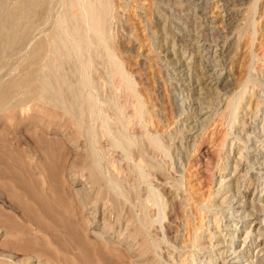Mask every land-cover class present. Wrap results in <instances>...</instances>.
Wrapping results in <instances>:
<instances>
[{
	"label": "rangeland",
	"instance_id": "374dc122",
	"mask_svg": "<svg viewBox=\"0 0 264 264\" xmlns=\"http://www.w3.org/2000/svg\"><path fill=\"white\" fill-rule=\"evenodd\" d=\"M19 1L0 0V12L7 15L2 14L4 19L0 18V90L5 93L0 94L4 98L0 97V264H27L17 262V257L23 255L38 258L42 255L35 264H72L62 259L58 262L41 251L33 244L34 239L22 236L21 229H27L24 232L32 237L54 235L57 239V242L51 241L54 251L67 253L68 248L73 258L76 248L80 247L75 233L77 224L84 225V232L92 240L93 236L85 228L95 215L92 209L105 212L113 221L119 219L123 205H127L132 217L139 216L133 217L135 224L141 216L147 217V212L150 216L151 204L154 212L146 218L148 221L153 220L157 229H162L166 223L179 229L176 244L168 241L177 257L173 256L176 260L171 257L168 264H183V260L187 264H264V0H109V15L102 17H108L107 23L103 20L101 30L95 32L90 31L87 16L79 18L87 0H80L81 5L77 6L70 5L69 0H44V7L34 19L28 8L31 0H21L20 4ZM15 8L21 10V13L17 11L18 16L13 11ZM71 16L80 19L77 22L81 36L84 35L80 37L84 44L90 39L89 45L82 43V46V40L77 42L79 39L72 35ZM5 18L7 21H3ZM30 19L33 29L29 30L33 31H28V39L15 40L17 31L20 32L18 28L22 27V31ZM8 22H12L13 27ZM62 29L68 39L72 37L75 41H66V37L62 39L66 42L58 44L57 40L66 36ZM9 31L14 34H8ZM59 31L63 35L58 38ZM99 37L100 40L96 39ZM67 42L79 43L81 53L74 56L72 45H64L73 57L70 55L68 59L67 49H61ZM38 45L43 47V52L37 64H32L31 56ZM84 61H90L91 67ZM116 62L120 71L129 76L133 87L123 82ZM82 68L87 69V75ZM56 73L65 79H59ZM48 74L54 75L50 78ZM54 76L58 79L56 83L52 80H57ZM222 79L228 83H219ZM62 80L65 83L57 84ZM48 81L52 82L53 93L48 89ZM5 85L9 90L3 88ZM72 92L77 93V98ZM54 93L59 96L58 102H79L78 107H82L77 113L84 121L81 129L65 118L61 105L57 104L59 112L55 111ZM89 98L95 103V109L92 106L86 109ZM129 109L136 112L137 126L130 127L128 123L133 119L125 112ZM147 112H151L153 118L148 122ZM129 138L137 143L131 146L140 153L136 161L120 147L121 142ZM154 140L158 142L156 145ZM47 141L49 144L45 145ZM58 141L61 142L58 144ZM139 161L145 165H138ZM92 168L103 178V185L99 183L101 187L94 185ZM71 175L85 179L92 186L88 197V201L92 200L88 202L91 211L87 212L82 201L78 202L85 188L75 184ZM162 185L172 189L178 198V202L170 206L172 217L167 213L169 206L163 201ZM59 189L69 196L70 202L57 199ZM151 189L154 200L149 202ZM70 205L76 208V215ZM45 210L59 217L55 215L58 220L52 232L40 229L35 220ZM67 218L75 222L78 219V223ZM144 219L140 221L146 222ZM115 220L110 225L112 230H115ZM140 223L139 227L145 226ZM192 226L201 235L200 243L193 246L189 242ZM148 241L151 244L147 246L154 254L148 250L150 257L156 256L155 259L166 264L160 257L164 249L160 235L148 237ZM109 243H115L125 264H134V257L125 250L124 244L118 242L119 245L114 239ZM178 255L180 263H177Z\"/></svg>",
	"mask_w": 264,
	"mask_h": 264
},
{
	"label": "bare ground",
	"instance_id": "6f19581e",
	"mask_svg": "<svg viewBox=\"0 0 264 264\" xmlns=\"http://www.w3.org/2000/svg\"><path fill=\"white\" fill-rule=\"evenodd\" d=\"M23 1H25V0H23ZM23 1H22V3H23ZM80 0H69V3H70V5H75V6H77V5H81L80 3H78ZM97 1V0H96ZM95 0H87L86 2L85 1H83V2H85L84 3V7H83V12L79 15V14H77V15H79L80 17L79 18H81V17H83V16H87L88 18H89V20H90V23H91V29H90V31L92 30V31H96V30H98V31H100L101 30V26H102V21L104 20H106L107 18H104V19H102V17H103V15L104 14H106L107 13V16L109 15V13H108V10L110 9L109 8V4L110 3H108V1L109 0H101V1H99L100 3H97ZM20 2H21V0L19 1V4H20ZM27 2H28V0H27ZM30 2V1H29ZM31 6L30 7H28V8H30V13H31V17L33 18L36 14H37V12H39V10L41 9V7L43 8L44 7V5H43V3H44V0H31ZM82 2V1H81ZM24 4V3H23ZM54 4V3H53ZM7 5V4H6ZM17 5V4H16ZM22 5V4H21ZM25 5H27V4H25ZM264 5V4H263ZM23 6V5H22ZM5 7V6H4ZM3 7V8H4ZM16 7H19V6H16ZM25 7V6H24ZM6 8V7H5ZM75 8V7H74ZM77 9H78V7H76ZM2 9V8H1ZM20 9H22V7L20 8ZM16 10V8L13 10V11H16L15 13H16V15H17V11H20V13H21V10ZM25 9H27V8H25ZM5 10H7L6 12L8 13V9H5ZM45 10V9H44ZM70 10V9H69ZM0 11H2V10H0ZM4 11V10H3ZM13 11H12V13H13ZM25 11V10H24ZM5 12V11H4ZM27 12L29 13V10L27 9ZM19 13V12H18ZM74 13V12H73ZM2 14L3 13H1L0 12V18H1V16H2ZM8 14H11V12L10 13H8ZM25 14H27V13H25ZM3 15H5V14H3ZM12 15V14H11ZM21 15V14H20ZM22 15L24 16V13H22ZM71 15V14H70ZM77 15H76V17H77ZM7 15H5V17H6ZM12 16H14V19L16 18V16L15 15H12ZM12 16H8V17H12ZM18 16V15H17ZM22 16V17H23ZM28 16H30V15H28ZM39 16V15H38ZM73 16H75V15H73ZM73 16H71V18H69V25H70V31H71V33H72V35H74V37H77L76 39H79V41H77V42H80V40H82V38L81 37H83V36H81V27H79V23L77 22V20H80L79 18H74ZM4 17V16H3ZM2 17V18H3ZM7 17V18H8ZM21 17V18H22ZM30 17V18H31ZM1 18V19H2ZM7 18H5V20H3V21H7L6 19ZM73 18V19H72ZM0 19V21H2ZM4 19V18H3ZM11 19V18H10ZM34 19V18H33ZM68 19V18H67ZM86 19V18H85ZM9 20V19H8ZM13 20V19H12ZM19 20V19H18ZM27 20H28V18H27ZM88 20V21H89ZM11 21V20H10ZM14 22H15V20H13ZM83 21V20H82ZM103 21V22H104ZM6 22H3V24H5ZM9 23V22H8ZM12 23V22H11ZM11 23H9L8 25H10ZM28 23V22H27ZM83 23V22H82ZM89 23V22H88ZM105 24L107 23L106 21L104 22ZM3 24H1V26L3 25ZM7 25V24H6ZM32 25V20L30 19V21H29V23L26 25V27L25 28H23V30L21 31V28L19 27L18 29L20 30V32L19 31H17L19 34L18 35H16V37H15V40H18V39H25V38H27L26 36L28 35V31H33L32 29H33V25ZM88 25V24H87ZM4 26V25H3ZM10 26H12V24L10 25ZM10 26H9V28H10ZM63 26H64V23H63ZM103 26H104V24H103ZM107 26V25H106ZM4 27H6V26H4ZM13 27V26H12ZM30 27H32V29H30L29 30V28ZM61 27V26H60ZM66 27H67V24H66ZM7 28H8V26H7ZM8 28V29H9ZM62 28V27H61ZM88 28H89V26H88ZM105 28H107V27H105ZM3 28H1V30H2ZM12 29V28H11ZM14 29H16V28H14ZM7 30V29H6ZM63 31H64V29H62ZM85 30H87V29H85ZM112 30V29H111ZM3 31V30H2ZM2 31H1V33H2ZM12 31V30H11ZM69 31V30H68ZM68 31H66V32H68ZM94 31V32H95ZM5 32V31H4ZM7 32V31H6ZM5 32V33H6ZM86 32V31H85ZM87 32H89V29H88V31ZM10 33V31L8 32V34ZM13 33V32H12ZM12 33H10V35H13ZM59 33H60V36H58V35H55V36H58V38L59 37H61V31H59ZM58 33V34H59ZM92 34H93V32H91ZM35 34V33H34ZM62 35H63V33H62ZM64 35H66L65 34V31H64ZM98 35V34H97ZM100 36H101V33L99 34ZM1 36V35H0ZM29 36V35H28ZM45 36V35H44ZM69 36H71L70 34H69ZM81 36V37H80ZM89 36V35H88ZM94 36V35H93ZM104 36H106V35H104ZM104 36H102V37H104ZM6 37H7V35H6ZM12 37V36H11ZM14 37V36H13ZM11 38V40L15 43V41H14V38ZM25 37V38H24ZM67 37V35L66 36H64V38H60V39H56L57 40V42H58V44H60V41L61 42H63L64 40H62V39H65ZM73 37V38H74ZM98 37V36H97ZM101 37V38H102ZM3 38H4V36H3ZM85 38V37H84ZM105 38H107V37H105ZM28 39V38H27ZM67 39H68V37H67ZM71 39H72V37H71ZM70 38L68 39V40H66V41H71L72 42V40H74L75 41V39H72L71 40ZM95 39V38H94ZM96 39H99L100 40V37L99 38H96ZM109 39V38H108ZM1 40V39H0ZM9 40V39H8ZM11 40H10V42H11ZM20 40V41H21ZM90 40V39H89ZM89 40H88V42L87 41H85V44L87 45L88 43H89ZM92 41H93V39H91ZM236 40V39H235ZM2 41V40H1ZM66 41H64V42H66ZM83 41V42H82ZM81 41V45H82V43H83V45H85L84 44V39ZM13 42H11V44H13L14 45V43ZM18 42V41H17ZM97 42V41H96ZM237 42V41H236ZM24 43V42H23ZM73 43H75V42H73ZM91 43V42H90ZM98 43V42H97ZM101 43V42H100ZM105 44H106V42H104ZM20 44V43H19ZM68 44H70L69 46H71L72 44L69 42H67V44H65V43H63L62 45V47H61V45H60V47H61V49H65V48H63L64 47V45L65 46H67ZM99 44V43H98ZM102 44V43H101ZM100 44V45H101ZM226 44V43H225ZM13 45H11V46H13ZM81 45L78 43V44H73L72 46H71V50H72V55H74V56H76L78 53H79V51L81 50ZM82 45V46H83ZM89 45V44H88ZM91 45V44H90ZM104 45V44H103ZM107 45V44H106ZM17 46V45H16ZM225 46V45H224ZM2 47V46H1ZM0 47V48H1ZM59 47V48H60ZM87 47V46H86ZM91 47V46H90ZM90 47H89V49H90ZM97 47V46H96ZM95 47V48H96ZM104 47V46H103ZM114 47V46H113ZM42 48L43 47H41L40 45H38L37 47H36V49H35V51H33L34 53H32V56L31 57H33L32 58V61H31V58H30V60H29V62L31 61V63L33 64L34 62H36V60L38 59V58H40V56H41V53L43 52L42 51ZM84 49H86L85 48V46L83 47ZM94 48V49H95ZM106 48V47H105ZM108 48V47H107ZM66 49H67V47H66ZM65 49V50H66ZM88 49V48H87ZM86 49V50H87ZM69 48L67 49V51H66V53L68 52V59L70 58V55H71V51H70V54H69ZM2 52H3V50H1ZM55 51V50H54ZM85 51V50H84ZM84 51L82 52V53H84ZM58 52V51H57ZM62 52V51H61ZM108 52H110L109 50H108ZM74 53V54H73ZM80 53H81V51H80ZM28 54V53H27ZM34 54V55H33ZM46 54H47V52H46ZM64 54V53H63ZM86 54H87V52H86ZM100 54V53H99ZM72 55H71V57H72ZM80 56L82 55L83 56V54H79ZM112 55V54H111ZM12 56V55H11ZM60 56V55H59ZM80 56H78V57H80ZM88 56V55H87ZM54 57H56V56H54ZM77 57V58H78ZM90 57V56H89ZM56 58H58V55H57V57ZM55 58V59H56ZM73 58V57H72ZM74 58H76V57H74ZM76 58V59H77ZM81 58H83V57H81ZM102 58V57H101ZM113 58V57H112ZM23 59V58H22ZM43 59V58H42ZM75 59V60H76ZM86 59V58H85ZM39 60V59H38ZM38 60H37V62H38ZM61 60V59H60ZM92 60V59H91ZM113 60V59H112ZM76 61H78L79 62V60H76ZM82 61H83V59H82ZM37 62H36V64H37ZM51 62V61H50ZM59 63H60V61H58ZM77 62V63H78ZM84 62H88V61H84ZM104 62V61H103ZM51 63H54V62H51ZM57 63V62H56ZM119 63V62H118ZM118 63L116 62V65H117V67H118V69H119V71H120V67H119V65H118ZM30 64V63H29ZM28 64V65H29ZM50 64V63H49ZM58 64V63H57ZM61 64V63H60ZM89 64H91L90 63V61L88 62V66L89 67H91ZM31 65V64H30ZM29 65V66H30ZM52 65V64H51ZM55 65V64H54ZM71 65V64H70ZM80 65H81V63H80ZM98 65V64H97ZM105 65V64H104ZM116 65H114V66H116ZM32 66V65H31ZM37 66V65H36ZM50 66V65H49ZM56 66V65H55ZM59 66V65H58ZM58 66H57V68H58ZM75 66V65H74ZM82 66H84V65H82ZM21 67V66H20ZM34 68H36L35 66H33ZM32 67V68H33ZM60 67V66H59ZM68 67V66H67ZM66 67V68H67ZM80 67V66H79ZM85 67V66H84ZM89 67H88V69H89ZM33 68V69H34ZM61 68V67H60ZM77 68V67H76ZM86 68V67H85ZM104 68H106V67H104ZM52 69V68H51ZM68 69V68H67ZM22 70V69H21ZM28 70V69H27ZM30 70V69H29ZM35 70V69H34ZM33 70V71H34ZM58 70V69H57ZM60 70V69H59ZM87 70V69H86ZM86 70L84 71L83 70V68H82V71L84 72V74H86L85 72H86ZM124 70V69H123ZM51 71V70H50ZM50 71H49V73H50ZM53 71V70H52ZM75 71V70H74ZM35 72V71H34ZM55 72H58V71H55ZM108 72V71H107ZM33 73V72H32ZM53 73V72H52ZM60 73V72H59ZM59 73H56L57 74V76L59 75ZM89 73H91L90 71H89ZM29 74V73H28ZM56 74H55V76H56ZM83 74V75H84ZM49 75V74H48ZM54 75V74H53ZM52 74H51V76H53ZM87 75V74H86ZM120 75H122V80H123V82L125 83V84H127L126 86H128V87H133L132 86V82H131V79L129 78V76L127 75V74H124L122 71H120ZM9 76V75H8ZM50 76V75H49ZM51 76H50V78H51ZM54 76V77H55ZM60 76V75H59ZM15 77V76H14ZM25 77H28V75H25ZM45 77V76H44ZM64 77V76H63ZM63 77H61L60 76V78L59 79H65V78H63ZM91 77V76H90ZM84 78V77H83ZM86 79H87V77H85ZM13 79V78H12ZM15 79H17V78H15ZM18 79L20 80L21 79V77L19 78L18 77ZM29 79V78H28ZM45 79V78H44ZM47 80H48V78H46ZM55 79H57L56 77H55ZM69 79V78H68ZM133 79V78H132ZM35 80V79H34ZM52 80L56 83L57 81H58V79L57 80H54L53 78H52ZM51 80V81H52ZM12 81V80H11ZM13 81H15V80H13ZM18 81V80H17ZM22 81V80H21ZM24 81V80H23ZM33 81V80H32ZM51 81H48V82H46L47 84H48V89L50 90V89H52V90H54L53 89V86H52V82ZM64 80H62L61 82H58L57 84H59V83H65V82H63ZM66 81V83H67V80H65ZM115 81V80H114ZM16 82V81H15ZM9 83L11 84L12 82H10L9 81ZM17 83V82H16ZM19 83V82H18ZM24 83H26V82H24ZM45 83V82H44ZM87 83V82H86ZM93 83V82H92ZM115 83V82H114ZM118 83V82H117ZM219 83H221L222 85H224V84H227L228 83V80H225V81H223V79L219 82ZM9 84V85H10ZM15 84V83H14ZM14 84H12V86H14ZM19 84H22V83H19ZM69 84V83H68ZM67 84V85H68ZM99 84V83H98ZM7 85V84H6ZM5 85V86H6ZM8 85V87H11V86H9ZM22 85H24V84H22ZM25 85H27V84H25ZM38 85V84H37ZM66 85V84H65ZM70 85V84H69ZM77 85V84H76ZM17 86V85H16ZM61 86V85H60ZM71 86V85H70ZM104 86V85H103ZM123 86V85H122ZM47 87V86H46ZM67 86H65V88H66ZM82 87V86H81ZM3 88H7V86L6 87H3ZM43 88V87H42ZM54 88H55V86H54ZM61 88V87H60ZM60 88H59V91H60ZM63 88V87H62ZM71 87H69V88H66V89H70ZM121 88V87H120ZM8 89V88H7ZM6 89V90H7ZM11 89V88H10ZM44 89V88H43ZM2 90H4V89H2ZM9 90V89H8ZM7 90V91H8ZM42 90V89H41ZM40 90V91H41ZM45 90V89H44ZM41 91V93L42 92H45V93H47L46 91ZM46 90H47V88H46ZM49 90H47V91H49ZM52 90H50L52 93H53V91ZM64 90V89H63ZM72 90V89H71ZM74 90V89H73ZM72 90V91H73ZM115 91V90H114ZM123 91V90H122ZM247 91V90H246ZM0 92H1V90H0ZM55 92H57L58 93V88H57V91H55ZM62 92V91H61ZM61 92H59V93H61ZM67 92H69V91H67ZM100 92V91H99ZM244 92V91H243ZM39 93L40 92H38V95H39ZM45 93H43V94H45ZM50 93V92H49ZM57 93H54V95L53 96H55V100H56V104H55V107L54 108H56L57 109V106L59 105V107H60V105H61V108L60 109H62L63 108V113H64V115H65V118L67 117V118H69L68 120H71V123L74 125H76V126H80V125H82L81 123H84V121L82 122L81 121V119H80V117L78 116V113H77V109L78 108H81V107H78L79 105V102H72L71 104H69L70 102H68V104H64L63 102H58L59 101V96H58V94ZM70 93V92H69ZM241 93V92H240ZM0 94H3V96L5 95V93H0ZM8 94V93H7ZM48 94V93H47ZM76 92H75V95L73 94V92H72V95L75 97L76 96ZM79 94V93H78ZM89 94V93H88ZM51 95V94H50ZM61 95H62V93H61ZM68 95V94H67ZM103 95V94H102ZM3 96L1 97V95H0V97L2 98V99H4L3 98ZM28 96V95H27ZM71 96V95H70ZM123 96V95H122ZM43 97V96H42ZM237 97V96H236ZM8 98V97H7ZM70 98H72V96L70 97ZM76 98H77V96H76ZM83 98V97H82ZM242 98V97H241ZM246 98V97H245ZM74 99V98H73ZM95 99V98H94ZM224 99V98H223ZM76 100V99H75ZM74 100V101H75ZM88 100H91L90 98L88 99ZM2 101V100H1ZM223 101V100H222ZM13 102V101H12ZM66 102V101H65ZM84 102V101H83ZM229 102V101H228ZM3 103V102H2ZM5 103V102H4ZM7 103H9V102H7ZM7 103H6V105H7ZM51 103V102H50ZM0 104H1V102H0ZM54 104V102L53 103H51V105H53ZM58 104V105H57ZM81 104V103H80ZM84 104V103H83ZM87 104H89V105H86V109L88 108V107H90V106H92L91 108L92 109H95V108H93V106L95 105V103L94 102H92V100L91 101H89ZM238 104V103H237ZM240 104V103H239ZM5 105V104H4ZM57 105V106H56ZM107 105V104H106ZM141 105V104H140ZM50 106V105H49ZM85 106V105H84ZM144 106V105H143ZM95 107V106H94ZM98 107V106H97ZM141 107V106H140ZM234 107V106H233ZM38 108H39V106H38ZM37 108V109H38ZM136 108V107H135ZM139 108V107H138ZM139 109H141V108H139ZM40 110V109H39ZM53 110V109H52ZM89 110V109H88ZM91 110V109H90ZM124 110V109H123ZM126 110V109H125ZM55 111H58V109L57 110H55ZM54 111V112H55ZM61 111V110H60ZM237 111V110H236ZM10 112V111H9ZM59 112V111H58ZM58 112H57V115H59L58 114ZM81 111H79V113H80ZM125 112H127V113H129L128 115H130V117H132L133 119L132 120H130V122H128L129 123V125H130V127H134L135 125H136V112H134L133 111V109L131 110V109H129L128 111H125ZM17 113V112H16ZM82 113V112H81ZM85 113V112H84ZM149 113H151V112H147V122L148 121H151V119H153V118H151V116H150V114ZM18 114V113H17ZM37 114V113H36ZM146 114V113H145ZM49 115V114H48ZM54 115H56V114H54ZM53 115V116H54ZM61 115H62V113H61ZM143 115V114H142ZM151 115H152V113H151ZM264 115V114H263ZM9 116V115H8ZM52 116V115H51ZM145 116V115H144ZM143 116V117H144ZM146 116H145V118H146ZM59 117H61V116H59ZM63 117V116H62ZM101 117H103V116H101ZM117 117V116H116ZM64 118V117H63ZM86 118V117H85ZM100 118V117H99ZM151 118V119H150ZM15 119V118H14ZM37 119V118H36ZM106 119H108V118H106ZM150 119V120H149ZM57 120V122H58V118L56 119ZM62 120V119H61ZM64 120V119H63ZM66 120V119H65ZM102 120V119H101ZM39 121V120H38ZM53 122H54V120H52ZM99 121V120H98ZM153 121V120H152ZM56 122V121H55ZM66 122L67 123H70V122H68L67 120H66ZM138 122H139V120H138ZM71 123H70V125H71ZM153 122H151V124H150V126L151 125H153L152 124ZM59 124V123H58ZM64 125H65V123H63ZM108 125V124H107ZM66 126H68V125H66ZM65 126V127H66ZM84 126V125H83ZM106 126V125H105ZM104 126V127H105ZM137 126V125H136ZM70 127V126H69ZM40 128V127H39ZM77 128V127H76ZM82 128V126H80V128L79 129H81ZM101 128V127H100ZM84 129H85V127H84ZM102 129V128H101ZM133 129V128H132ZM131 129V130H132ZM89 131V130H88ZM96 131V130H95ZM263 131V130H262ZM124 133V132H123ZM134 133V132H133ZM141 133V132H140ZM1 134V133H0ZM94 134V133H93ZM33 136V135H32ZM63 136V135H62ZM90 136V135H89ZM105 136V135H104ZM137 136V135H136ZM60 137V136H59ZM63 138V137H62ZM89 138V137H88ZM143 138V137H142ZM141 138V139H142ZM148 138V137H147ZM73 139V138H72ZM148 139H150V138H148ZM153 139H155V138H153ZM153 139H151L150 141H152ZM34 140V139H33ZM39 140H40V138H39ZM44 140H45V138H44ZM118 140V139H117ZM131 140H132V138H131ZM131 140H130V138L129 139H124L122 142H121V148H124V150L123 151H127L128 153H129V157H130V155L132 154V156H133V158L135 159V161L136 160H138L137 159V155H139L138 153H137V150L138 149H136V148H134L135 150H132L131 149V146L133 145V144H135L136 143V141L134 142L133 140H132V142H131ZM31 141V140H30ZM35 141V140H34ZM38 141V140H37ZM99 141V140H98ZM115 141V140H114ZM113 141V142H114ZM121 140H119V141H117V142H120ZM139 141V140H138ZM42 142H45V141H42ZM61 141H58V144L60 143ZM116 142V141H115ZM147 142V141H146ZM153 142H155L154 144L156 145L158 142L156 141V140H154ZM153 142H151V144L153 143ZM51 143V142H50ZM55 143H57V142H55ZM133 143V144H132ZM139 143V142H138ZM47 144H49V142L47 141L46 142V144L45 145H47ZM137 144V143H136ZM144 144H145V142H144ZM147 144H150L149 142L147 143ZM45 145H44V147H45ZM153 145V144H152ZM38 146V145H37ZM118 146V145H117ZM139 146V145H138ZM148 146V145H147ZM41 147V146H40ZM68 147V146H67ZM119 147V146H118ZM135 147V146H134ZM48 148V147H47ZM89 148V147H88ZM104 148V147H103ZM146 148V147H145ZM157 149V148H156ZM128 150H130V151H128ZM140 150V149H139ZM147 150V149H146ZM49 151V150H48ZM87 151H89L88 149H87ZM18 152V151H17ZM16 152V153H17ZM36 152V151H35ZM50 152V151H49ZM115 152V151H114ZM131 152V153H130ZM140 152V151H139ZM123 153V152H122ZM126 153V152H125ZM125 153H123V154H125ZM160 153V152H159ZM89 154V153H88ZM147 154V153H146ZM152 154V153H151ZM127 155L128 154H126V157H127ZM85 156V155H84ZM83 156V157H84ZM154 156V155H153ZM146 157V156H145ZM243 157V156H242ZM92 158V157H91ZM113 158V157H112ZM132 158V157H131ZM23 159V158H22ZM241 159V158H240ZM128 160V159H127ZM142 160V159H141ZM95 161H97L96 159H95ZM259 161V160H258ZM98 162V161H97ZM96 162V163H97ZM96 163H94L93 164V167H96ZM144 163H145V161H144ZM23 164V163H22ZM89 164V163H88ZM91 164V163H90ZM141 164H143V162H141V161H139L138 162V165H141ZM148 164V163H147ZM155 164V163H154ZM77 165V164H76ZM92 165V164H91ZM91 165H90V167H91ZM98 165V164H97ZM143 165H145V164H143ZM86 166V165H85ZM89 166V165H88ZM134 166V165H133ZM151 166H153V165H151ZM157 166V165H156ZM25 167V166H24ZM143 167V166H142ZM235 167V166H234ZM250 167V166H249ZM106 168H107V166H106ZM155 168H157V167H155ZM154 168V169H155ZM253 168V167H252ZM34 169V168H33ZM87 169H89L90 170V168L88 167ZM93 169V168H92ZM129 169V168H128ZM131 169V168H130ZM249 169H251V168H249ZM61 170V169H60ZM95 168L92 170V171H94V172H91L92 173V175L94 176V185H97V186H99V187H101V185L100 184H102L101 183V180H103V178L101 179L100 177L101 176H98L99 175V173L98 172H96L95 173ZM122 171V170H121ZM164 172V171H163ZM90 173V172H89ZM95 173V174H94ZM51 174V173H50ZM261 174V173H260ZM149 175H150V173H149ZM52 176V175H51ZM53 177V176H52ZM71 177H73L72 178V180L74 181V183L75 184H80V185H82V187H83V189L85 190L84 192V194L83 195H79L78 196V198H79V203H80V201H82L81 202V204H84L83 205V207H84V209H86L87 210V212L90 210V208L91 207H89V205H88V202L90 201V203H91V201L92 200H89L88 201V197L90 196V192H91V187L88 185V182L85 180V179H79V178H77V177H75V176H72L71 175ZM88 177H89V175H88ZM234 178V177H233ZM247 178V177H246ZM249 178V177H248ZM88 179V178H87ZM90 179V178H89ZM240 179V178H239ZM142 180V179H141ZM115 181V180H114ZM28 182V181H27ZM91 182V181H90ZM93 182V181H92ZM237 182V181H236ZM100 183V184H99ZM93 185V186H94ZM103 185V184H102ZM108 185V184H107ZM16 186V185H15ZM50 186H51V184H50ZM117 186V185H116ZM25 188H27V187H25ZM97 188V187H96ZM137 188H138V186H137ZM143 188V187H142ZM141 188V189H142ZM61 189V188H60ZM60 189H59V191H58V196H56L57 197V199H59V200H62L61 202H65L66 200H68V201H66V202H70V199L68 198L69 196H67L64 192H62V193H60ZM139 189H140V187H139ZM157 189V188H156ZM37 190H38V188H37ZM161 190H162V195H163V201H165V203L169 206V209H168V211H167V213L168 212H170V214H169V216L170 217H172V214H171V210L172 209H170V206H172L173 207V205L175 204V203H177L178 202V198H177V196H176V194H175V192L172 190V189H169V187H167V186H163L162 185V187H161ZM1 191V190H0ZM57 191V190H56ZM62 191V190H61ZM72 191V190H71ZM133 191L135 192V190L133 189ZM119 192V191H118ZM133 192V193H134ZM140 192V191H139ZM138 192V193H139ZM145 192H146V188H145ZM153 191H152V189H151V192L149 193L150 195V197H147L146 195L148 194L147 192V194L145 195V198L147 197L150 201L149 202H151V201H153L154 199H153V197H152V195H153V193H152ZM32 193V192H31ZM53 193V192H52ZM67 193V192H66ZM79 193H81V192H79ZM120 193V192H119ZM123 193V192H122ZM144 193V192H143ZM239 193V192H238ZM7 194V193H6ZM16 194V193H15ZM72 194V193H71ZM126 194V193H125ZM132 194V193H131ZM135 194H136V192H135ZM140 194H141V192H140ZM29 195V194H28ZM127 195V194H126ZM138 195V194H137ZM31 196V195H30ZM55 196V195H54ZM71 196V195H70ZM128 196V195H127ZM53 197V196H52ZM133 197V196H132ZM143 197V196H142ZM152 197V198H151ZM157 197V196H156ZM16 198V197H15ZM50 198H51V196H50ZM91 198V197H90ZM111 198V197H110ZM128 198V197H127ZM144 198V199H145ZM34 199H35V197H34ZM53 199V198H52ZM95 199V198H94ZM152 199V200H151ZM114 200V199H113ZM124 200V199H123ZM129 200V199H128ZM71 201H72V199H71ZM74 201V200H73ZM122 201V200H121ZM16 202H17V200H16ZM24 202V201H23ZM56 202H57V200H56ZM145 202V201H144ZM120 203H122V202H120ZM143 203V202H142ZM155 203V202H154ZM74 204V203H73ZM144 204V203H143ZM165 204V205H166ZM46 205V204H45ZM69 205V204H68ZM67 205V206H68ZM91 205V204H90ZM130 205V204H129ZM147 205V204H146ZM152 205V204H151ZM149 206V212H150V216H151V214L154 212V209L152 208V206ZM28 206H30V205H28ZM67 206H65V207H67ZM92 206V205H91ZM135 206V205H134ZM144 206V205H143ZM148 206V205H147ZM40 207V206H39ZM38 207V208H39ZM48 207V206H47ZM69 207H71V212H73V215L75 214L76 215V208L74 207H72L71 205L69 206ZM28 208V207H27ZM162 208V207H161ZM23 209H25V207H23ZM46 209V208H45ZM47 209H50L49 207L47 208ZM64 209V208H63ZM108 209V208H107ZM263 209V208H262ZM25 210H28V209H25ZM44 210V209H43ZM65 210V209H64ZM69 210V209H68ZM67 210V211H68ZM82 210V209H81ZM80 210V211H81ZM85 210V211H86ZM92 210H95V215L92 217V219H91V221H90V223L87 225V227H85V228H87L88 229V231H89V233L91 234V236H93L91 239L92 240H90L89 239V236L87 237V235L88 234H86L85 232H84V229H83V226H81V225H78L77 224V226H78V231H76L77 230V227H75V233L77 232V234H76V236L78 237V238H76V239H79V241L78 242H80V244H78V247L79 248H76V251H77V253L74 255V257L72 258L70 255V250L67 248V253H69V254H67V253H59V252H57V251H54V249L52 248V242H57V239H56V237H54V235L53 236H48V237H51V238H47V236L45 237L44 235V237L43 236H40V234L39 235H37V234H35L34 235V237H32L30 234H29V232H27V231H25V232H27V233H25L24 232V230H27V229H25L24 228V230H22L21 228V233L23 234H21L24 238H28V239H30V238H32V239H34V243L33 244H36V246L37 247H39V249L42 251V250H44L43 252L45 253L46 252V254L48 255H50V256H52V258H55V260L57 259V261H58V259L60 260V259H62V260H64L66 263H68V262H71L72 264H125L124 263V261H123V259H122V257H121V254H119V253H121V252H119V251H117V249H116V247L113 245V244H115V243H113L112 245H111V243H109L110 242V240H112V242H113V239L115 240V241H117V243L119 242V243H122V244H124V246H125V250L132 256V257H134V264H162V262L159 260H157V259H155V258H157L156 256H153L152 257V255H154V254H152V250H150V248L151 247H148L147 245L148 244H151V243H149V241H148V237H153V236H159L160 235V239L161 240H163L162 242L164 243H162L163 244V246H164V249H161L162 251H160L161 252V256L160 257H162L163 258V260L166 262V264H168V262L171 260V257H172V259L173 260H176V259H174L173 258V256L175 257V249L172 247V245L170 246L169 245V243H168V241L169 242H172V244L173 245H175L176 244V242H177V240L179 239V236H178V232H179V229H177L175 226H173L171 223H166L165 225H163V227H162V229L159 227L158 229L154 226V224H153V220H151V221H148L149 219H146V218H150V216H149V213L147 212V217L145 216H141V218L140 219H144L146 222H144L143 220L142 221H140V219H137V221H139L138 223L139 224H141L140 222H142V223H145V226H144V224H143V226H141L140 225V227H139V224H138V226L136 225V223H137V221L135 222V224H134V221L136 220H133L134 218H139V216L138 217H132V214H131V212H132V210H131V212H130V210H129V207L127 206V205H123V208H122V213H121V216L119 217L118 216V220H115L116 222V225L114 226V229L115 230H112V228L110 227V225L111 224H113L114 222V220L112 221V217L110 216V215H106V213L105 212H98V210L97 209H92ZM135 210V209H134ZM147 210V211H148ZM51 211V210H50ZM70 211V210H69ZM80 211H78V214H79V212ZM91 211V210H90ZM145 211V210H144ZM31 212H34L33 210L31 211ZM56 212V211H55ZM255 212V211H254ZM35 213V212H34ZM108 213V212H107ZM183 213V212H182ZM1 214V213H0ZM5 214V213H4ZM25 214V213H24ZM52 214L54 215V216H52ZM60 214V213H59ZM70 214V213H69ZM77 214V215H78ZM109 214V213H108ZM138 214V213H137ZM33 215V214H32ZM55 215L56 214H54V213H51V212H49V210H45L44 211V213L42 214V215H39L38 217H36L37 215L35 214V217H36V219L35 220H37V223H38V226H39V228L41 229H45V231L48 229V231H53L54 230V228H53V226H55L54 224H55V222H56V220H58L57 219V217L55 218ZM72 215V216H73ZM86 215V214H85ZM85 215H83V216H85ZM141 215V214H140ZM174 215V214H173ZM185 215V214H184ZM183 215V216H184ZM29 216V215H28ZM63 216V215H62ZM65 216V215H64ZM68 216V215H67ZM71 215L69 216V217H72ZM80 216V215H79ZM175 216V215H174ZM181 216V215H180ZM8 217V216H7ZM6 217V218H7ZM32 217H34V216H32ZM189 217V216H188ZM3 218V217H2ZM30 218V217H29ZM28 218V219H29ZM59 218V217H58ZM64 218V217H63ZM62 218V219H63ZM152 218H153V216H152ZM151 218V219H152ZM183 218V217H182ZM31 219H33V218H31ZM68 219V218H67ZM70 219V218H69ZM68 219V220H69ZM80 219H81V217H80ZM3 220V219H2ZM1 220V221H2ZM73 220V218L72 219H70V222ZM75 220H76V218H75ZM87 220V219H86ZM179 220V219H178ZM12 221V220H11ZM65 221V220H64ZM74 221V220H73ZM85 221V220H84ZM192 221V220H191ZM4 222V221H3ZM32 222V221H31ZM34 222V221H33ZM36 222V221H35ZM75 222V221H74ZM113 222V223H112ZM36 223V224H37ZM62 223V222H61ZM60 223V224H61ZM75 223H78V219H77V221L75 222ZM74 223V224H75ZM68 224V223H67ZM66 224V225H67ZM82 224V223H81ZM188 225V224H187ZM18 226V225H17ZM21 226V225H20ZM198 226V225H197ZM69 227V226H68ZM73 227H74V225H73ZM194 226H192L191 227V229L190 230H192V233H193V238H192V236H191V239L189 240V242H190V244H191V246H193V245H195L196 243H200V240H201V235L200 234H198V232H197V230L196 229H194L193 228ZM30 228V227H29ZM86 229V230H87ZM199 229L200 228H198V231H199ZM17 230V229H16ZM73 230V229H72ZM71 230V231H72ZM85 230V231H86ZM36 231V230H35ZM80 231V232H79ZM250 231V230H249ZM73 232V231H72ZM71 232V233H72ZM75 233H72V234H75ZM49 234V233H48ZM52 234V233H51ZM57 234V233H56ZM61 234V233H60ZM89 234V235H90ZM20 235V236H21ZM112 236V238L113 239H109V237L110 236ZM109 236V237H108ZM22 237V238H23ZM59 237V236H58ZM74 237V236H73ZM94 238V239H93ZM111 238V237H110ZM25 240H27V239H25ZM24 240V241H25ZM59 240V239H58ZM75 240V239H74ZM33 241V240H32ZM52 241V242H51ZM60 243V242H59ZM118 243V244H119ZM58 244V243H57ZM189 244V245H190ZM64 245V244H63ZM120 245V244H119ZM60 246V245H59ZM74 246V245H73ZM152 246V245H151ZM186 246H188V245H186ZM185 246V247H186ZM32 247V246H31ZM34 247V246H33ZM71 247H72V245H71ZM195 247V246H194ZM60 248H61V246H60ZM66 248V247H65ZM147 248H149V249H147ZM176 248V247H175ZM201 248H204V247H202L201 246ZM31 250V249H30ZM148 250H150V252H151V257H150V252H148ZM160 250V249H159ZM59 251H61V250H59ZM65 251V250H64ZM74 251V250H73ZM124 251V250H123ZM66 252V251H65ZM75 252V251H74ZM220 252V251H219ZM36 253V252H35ZM43 253V255H45ZM160 254V253H159ZM182 254V253H181ZM9 255V254H8ZM23 255V254H22ZM36 255V254H35ZM39 255V254H38ZM126 255V254H125ZM180 255V254H179ZM178 255V261H177V263H180V261H181V259L179 260V256ZM6 256V255H5ZM42 256V255H41ZM40 256V258H42ZM183 256V255H182ZM17 257V256H16ZM49 257V256H48ZM128 257V256H127ZM155 257V258H154ZM40 258H38L37 256H34V255H23V256H21V257H17V262H19V263H23V262H27V264H35V262L36 261H40L41 259ZM46 258V257H45ZM52 258H50V260L52 259ZM175 258H177V257H175ZM181 258V257H180ZM192 258H194V257H192ZM48 259V258H47ZM128 259H132V258H129L128 257ZM161 259V258H160ZM262 259V258H261ZM264 259V258H263ZM262 259V260H263ZM46 260V259H45ZM49 260V261H50ZM59 262V261H58ZM127 262V261H126ZM176 262V261H175ZM183 264H187V261H181ZM189 262H190V260H189ZM16 263V262H15ZM48 263V262H47ZM214 263V262H213ZM52 264V263H51ZM59 264V263H58ZM69 264V263H68ZM171 264H173V263H171ZM257 264V263H256ZM261 264V263H260Z\"/></svg>",
	"mask_w": 264,
	"mask_h": 264
}]
</instances>
